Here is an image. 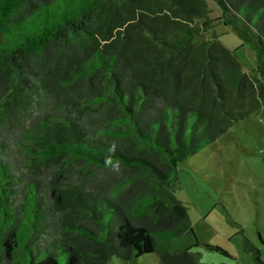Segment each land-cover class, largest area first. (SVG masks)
Segmentation results:
<instances>
[{
	"label": "trees",
	"instance_id": "16d2710c",
	"mask_svg": "<svg viewBox=\"0 0 264 264\" xmlns=\"http://www.w3.org/2000/svg\"><path fill=\"white\" fill-rule=\"evenodd\" d=\"M208 1L157 0L158 25L139 0H0V264H201L168 250L195 236L178 166L237 122L240 84L216 34L193 39L231 23L264 79V0H213L191 24Z\"/></svg>",
	"mask_w": 264,
	"mask_h": 264
},
{
	"label": "rangeland",
	"instance_id": "374dc122",
	"mask_svg": "<svg viewBox=\"0 0 264 264\" xmlns=\"http://www.w3.org/2000/svg\"><path fill=\"white\" fill-rule=\"evenodd\" d=\"M139 1L141 17L162 25L160 15L154 11L157 0ZM208 5L209 13L194 18L191 24L200 25L220 14L215 1L209 0ZM171 15L167 18L170 22ZM138 26L142 25L136 23ZM213 34L238 64L237 96L233 88L227 92L228 99H232L231 113L238 120L209 146L179 164L178 187L174 193L187 207L195 236L186 233L168 243L169 252L189 247L201 264L223 255L193 245L196 240L226 250H240L242 234L252 236L260 244L256 230L258 226L264 229V79L256 71L261 55L251 40H244L232 24L224 20H213L205 32L193 39L194 43L209 39ZM241 111L247 112V117L239 119L237 113ZM260 248L264 254V246ZM108 264L162 263L156 253H150L136 259L111 257Z\"/></svg>",
	"mask_w": 264,
	"mask_h": 264
},
{
	"label": "crops",
	"instance_id": "0c3cea01",
	"mask_svg": "<svg viewBox=\"0 0 264 264\" xmlns=\"http://www.w3.org/2000/svg\"><path fill=\"white\" fill-rule=\"evenodd\" d=\"M256 233L258 235L259 241H264V229L263 227H257ZM251 235V233H250ZM241 249L240 250H226L227 254H221L223 256L216 259H209L208 264H256L252 258L251 252L245 251L242 246V239L245 236L256 248L259 249L260 259L264 262V254L261 251V246H264V243L258 244V242L252 236H246L245 234L241 235ZM218 246V245H217ZM221 247V246H219ZM203 264H207L202 262Z\"/></svg>",
	"mask_w": 264,
	"mask_h": 264
}]
</instances>
